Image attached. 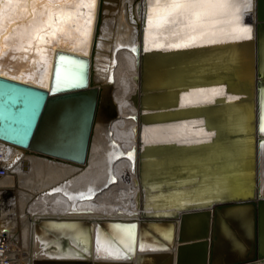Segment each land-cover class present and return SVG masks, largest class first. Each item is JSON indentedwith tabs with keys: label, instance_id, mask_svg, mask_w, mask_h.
I'll use <instances>...</instances> for the list:
<instances>
[{
	"label": "bare ground",
	"instance_id": "bare-ground-1",
	"mask_svg": "<svg viewBox=\"0 0 264 264\" xmlns=\"http://www.w3.org/2000/svg\"><path fill=\"white\" fill-rule=\"evenodd\" d=\"M255 7L0 0V76L57 89L82 83L59 71L75 64L90 90L55 105L27 146L0 138V247L13 264H264ZM154 80L171 87L149 94ZM234 158L256 170L231 171Z\"/></svg>",
	"mask_w": 264,
	"mask_h": 264
},
{
	"label": "water",
	"instance_id": "water-1",
	"mask_svg": "<svg viewBox=\"0 0 264 264\" xmlns=\"http://www.w3.org/2000/svg\"><path fill=\"white\" fill-rule=\"evenodd\" d=\"M255 6L257 20L256 38L254 40V45L256 47V60L254 59L253 62L257 76L256 92L260 106V137L258 142L257 176L254 187H256V192L258 194L264 195V0H255ZM215 49L218 50L217 48ZM189 53L186 54V59L192 57V52ZM59 54H66V56L75 60L81 58L80 56L62 51L59 52ZM57 62L58 61H56L53 77L59 74V72H57ZM182 65L184 66V63H182ZM200 66L201 64L197 62L194 66L190 67V71L194 72ZM59 71L60 73L70 75V80L77 78V74H79L82 77V83L79 84L77 81L76 84H66L64 87H61V85L58 86L59 88L57 89H54L53 86H51V88L47 90L29 83L0 76V138L9 140L15 144L27 146L42 127V120L45 115L49 113L50 110L53 112L56 111L54 108L55 105L57 107H64L66 103H69V105L74 106L78 103L79 99L83 98V96L90 91L89 89L81 88L87 86L88 74L86 67L81 70V68H76L75 64H69L61 66ZM221 73H225V71H221ZM195 76L191 75L190 78ZM160 83L161 82L158 80H154L153 85L149 88V94L158 93V91L165 92L171 87L168 84L162 85ZM178 86H182V84L173 85V87ZM223 161V158L214 159L207 163L214 167L203 169L197 167L191 172V175L197 176V174L203 173L205 177H209L214 173V170H216V165H218L217 162ZM230 161L236 163L241 161V159L234 158L230 159ZM239 165L240 166L236 163L231 171H238L241 168L245 170L253 168V170H256V167L252 166L249 159ZM206 182L210 183V179L206 180ZM252 196H254V194L247 197H237L233 199L239 200L241 198L245 199ZM233 199L228 200L230 201ZM185 218H187L186 214L182 217L181 235ZM203 234L204 233H201L199 235Z\"/></svg>",
	"mask_w": 264,
	"mask_h": 264
},
{
	"label": "snow or ice",
	"instance_id": "snow-or-ice-1",
	"mask_svg": "<svg viewBox=\"0 0 264 264\" xmlns=\"http://www.w3.org/2000/svg\"><path fill=\"white\" fill-rule=\"evenodd\" d=\"M116 244L113 243L112 241H105V240H102L100 237H97V249L98 251L101 249V248H104V247H108L109 248V252L111 255H114L115 258L117 259H120L121 257L119 256V254L117 252H113L112 249L116 248ZM129 250L131 251L132 248L131 246L129 247ZM124 258L126 259V255L124 256Z\"/></svg>",
	"mask_w": 264,
	"mask_h": 264
},
{
	"label": "built area",
	"instance_id": "built-area-1",
	"mask_svg": "<svg viewBox=\"0 0 264 264\" xmlns=\"http://www.w3.org/2000/svg\"><path fill=\"white\" fill-rule=\"evenodd\" d=\"M0 251H1V254L4 253L2 247H0ZM14 261L16 260L12 253H9V254L6 253L5 255L3 254L2 257L0 258V264H13L15 263Z\"/></svg>",
	"mask_w": 264,
	"mask_h": 264
},
{
	"label": "rangeland",
	"instance_id": "rangeland-1",
	"mask_svg": "<svg viewBox=\"0 0 264 264\" xmlns=\"http://www.w3.org/2000/svg\"><path fill=\"white\" fill-rule=\"evenodd\" d=\"M23 164H24V166H25L24 169H23V171H25V170H27V168L29 167V165L26 164V163H23ZM26 166H28V167H26ZM160 179H162V177L158 178V179H157V182H159ZM156 196H157V195H156ZM157 200L160 201V202L162 201L161 199H158V198L156 199V201H157ZM42 206H43V205H41V208H42ZM34 207H37V206H34ZM28 210L31 211L32 209L29 208ZM11 244L13 245V248H14V249H17V248H18V244H17V242H13V241H12ZM14 257H15V260L18 259V258H16L15 255H14Z\"/></svg>",
	"mask_w": 264,
	"mask_h": 264
}]
</instances>
